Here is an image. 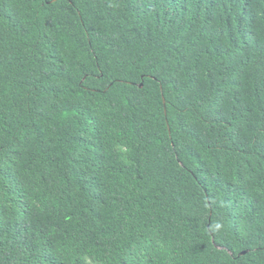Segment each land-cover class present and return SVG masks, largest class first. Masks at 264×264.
<instances>
[{
	"label": "trees",
	"instance_id": "1",
	"mask_svg": "<svg viewBox=\"0 0 264 264\" xmlns=\"http://www.w3.org/2000/svg\"><path fill=\"white\" fill-rule=\"evenodd\" d=\"M126 256L264 264V0H0V264Z\"/></svg>",
	"mask_w": 264,
	"mask_h": 264
},
{
	"label": "clouds",
	"instance_id": "2",
	"mask_svg": "<svg viewBox=\"0 0 264 264\" xmlns=\"http://www.w3.org/2000/svg\"><path fill=\"white\" fill-rule=\"evenodd\" d=\"M243 253V252H242ZM122 262V264H125L127 262H130L131 260L129 259L128 256L122 257L120 259H117L116 257L114 258L113 263L119 264V262ZM83 264H99L98 262H95L93 259H86L85 261L82 262Z\"/></svg>",
	"mask_w": 264,
	"mask_h": 264
}]
</instances>
